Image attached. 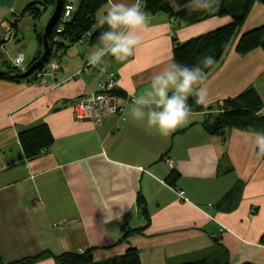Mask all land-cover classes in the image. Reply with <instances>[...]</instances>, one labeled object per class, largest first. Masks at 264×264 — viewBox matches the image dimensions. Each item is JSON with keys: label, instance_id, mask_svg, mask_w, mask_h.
Here are the masks:
<instances>
[{"label": "crops", "instance_id": "obj_1", "mask_svg": "<svg viewBox=\"0 0 264 264\" xmlns=\"http://www.w3.org/2000/svg\"><path fill=\"white\" fill-rule=\"evenodd\" d=\"M39 1L44 0H0V24H4L0 38L8 43L24 38L26 21L37 37L51 8L38 19L29 12L21 14ZM67 1L77 6L80 0ZM168 1L175 10L181 9L174 0ZM141 4L144 11L145 0ZM109 6L108 0L98 11V20ZM144 12L149 24L140 33L134 55L120 62L105 57L103 65L116 76L117 96L124 106L121 116H111L101 125L75 116L74 104L96 91L104 78L92 67L77 74L99 42L71 45L59 56V73L21 81L0 78V264L44 250L60 254L89 248L96 260L103 261L122 255L129 245L139 249L142 264H176L217 253L218 246L208 236L229 250L232 264H264L260 239L264 234V157H258L252 142L245 139L256 132L231 128L224 135L210 133L205 122L218 113L215 109L191 111L188 122L164 138L147 132L146 121H133L130 115L128 91L139 95L150 88L152 78L174 63L176 41L215 29L230 18L188 22L165 11ZM15 18L17 28L12 27ZM262 25L264 4L257 0L240 32ZM9 28L13 34L7 40ZM38 51L33 42L31 50L20 49L10 58L20 53L24 63L27 56L30 63ZM206 77V107L250 86L264 102V48L242 54L235 41ZM41 123L47 124L54 142L28 159L19 134ZM166 157L174 161L176 186L167 181L173 169ZM224 158L231 162L233 174L220 175ZM231 175L244 179L243 192L238 205L226 211L217 204L235 180ZM140 194L147 201L151 223L142 234L120 243L126 229L147 222L139 209ZM187 243L197 250H181ZM33 264L57 263L47 256Z\"/></svg>", "mask_w": 264, "mask_h": 264}, {"label": "trees", "instance_id": "obj_2", "mask_svg": "<svg viewBox=\"0 0 264 264\" xmlns=\"http://www.w3.org/2000/svg\"><path fill=\"white\" fill-rule=\"evenodd\" d=\"M108 0H80L70 19L63 23V31L58 32L57 29L62 24V13L60 14L49 37L51 50L54 46L58 51L64 53L71 45L76 44L80 37L87 31H91L89 41L92 43L99 42L100 32L105 30L95 28L97 24L98 11L107 3ZM257 0H218V6L207 12H189L186 8L188 0H174L181 7L180 10H175V7L168 0H145L144 11L158 12L165 11L171 17H176L188 22H196L212 16H227L230 21L215 29L201 33L191 37L183 42H175L173 49L174 63L193 67L200 65L201 61L208 56L213 57L214 64L208 68H204L207 74L222 58L232 41H236V47L239 53L245 54L255 48H264V25L252 30L241 33L242 25L244 24L248 13ZM264 4V0H259ZM64 0V5L67 3ZM63 5V7H64ZM56 6V0H44L30 3L22 12H29L34 19H38L45 9L51 8V14ZM16 19V18H15ZM18 19V18H17ZM17 19L12 23L13 28L18 27ZM107 26H105L106 28ZM44 28L39 30L37 38L43 34ZM55 35L59 36V40L53 41ZM6 40L0 38V47ZM39 51L32 61L24 68L14 66L8 61H5L6 67L4 71L7 73H20L26 70L31 64L38 60L43 53V46L39 40ZM46 61L45 65L48 63ZM44 67L41 69L43 70ZM1 79H9L13 81H21L11 79L7 76H0ZM29 79V78H28ZM27 80V79H24ZM117 94L116 88L113 90ZM188 103L191 111L215 110L218 113L209 118L205 122L206 129L212 134L224 135L231 128H239L242 130L253 131L256 133H264V115L257 116L256 113L264 109V102L254 86H250L243 90L235 97L226 98L214 105L204 106L195 103L193 97H189ZM24 154L28 159H34L42 152L47 150L54 142V137L45 123L33 126L29 129L22 130L19 134ZM178 173L175 169L171 170L167 181L170 185L176 186ZM225 197V196H224ZM226 197H229V193ZM138 205L141 214L146 219V224L129 228L124 231L120 243L127 242L131 235L142 234L150 225L151 217L147 207L145 197L140 194L138 197ZM220 208L228 211L231 208L224 207V198L218 203ZM233 207V206H232ZM235 207V206H234ZM264 244V234L260 238ZM218 240V239H217ZM53 256L57 264H142L140 259V251L136 246L129 245L126 251L119 256L109 258L107 260L98 261L95 259L93 249L89 248L84 251H65L60 254H53L49 250H44L33 256L25 257L20 260L3 264H33L36 261ZM184 264H232L230 262L229 250L220 246L217 253L194 262ZM241 264H257L253 262H243Z\"/></svg>", "mask_w": 264, "mask_h": 264}, {"label": "clouds", "instance_id": "obj_3", "mask_svg": "<svg viewBox=\"0 0 264 264\" xmlns=\"http://www.w3.org/2000/svg\"><path fill=\"white\" fill-rule=\"evenodd\" d=\"M109 4L106 15L95 25V28L105 29L100 32L99 45L87 56L88 65L101 72L106 70L103 67L105 57H112L120 62L133 56L141 43L140 33L149 24L147 14L142 11L141 0H135L131 4L109 0ZM217 6L218 0H188L186 4L190 13L211 11ZM23 59L22 54L10 58L16 66L22 64ZM201 64L203 67L172 63L152 78L150 88L143 93L136 95L128 91L132 120L146 121L147 132H155L164 138L184 126L191 113L189 97H193L198 105H204L208 97L204 68L212 66L214 59L211 56L205 57ZM256 115H264V109L259 110ZM245 139L252 142L258 157H264V133L258 132Z\"/></svg>", "mask_w": 264, "mask_h": 264}, {"label": "built area", "instance_id": "obj_4", "mask_svg": "<svg viewBox=\"0 0 264 264\" xmlns=\"http://www.w3.org/2000/svg\"><path fill=\"white\" fill-rule=\"evenodd\" d=\"M75 5L73 3L67 2L65 3L62 9V24L57 29L58 32L63 31V23L67 22L73 14L75 10ZM12 28H9V36L6 39H10L12 37ZM91 35V31L85 32L80 39L76 42V44L84 43L89 40ZM59 40V36L55 35L53 41ZM18 53L17 55H19ZM16 55V56H17ZM23 55V54H22ZM61 52L58 51L57 47L54 46L51 50L50 57L48 63L45 65L44 69L38 72L36 75L38 77H42L45 74L53 75L55 73H59L62 69V64L59 60V56ZM14 56L13 58H15ZM24 57V55H23ZM11 62V60H10ZM12 65H14L11 62ZM23 63L20 64L18 67L23 66ZM16 66V65H14ZM90 68L88 63L86 62L85 65L81 70L77 72V74H81L82 71ZM106 70L101 72L104 76L103 80L98 85L96 91L90 92L84 96H82L75 104H74V112L75 116L79 120H91L94 123L101 125L111 116H121L124 112V106L120 104L119 98L113 90L117 86L116 76L111 74L108 68L104 67ZM113 108L115 111L113 112ZM166 163L169 165L171 169H173L174 161L171 158L166 157Z\"/></svg>", "mask_w": 264, "mask_h": 264}, {"label": "rangeland", "instance_id": "obj_5", "mask_svg": "<svg viewBox=\"0 0 264 264\" xmlns=\"http://www.w3.org/2000/svg\"><path fill=\"white\" fill-rule=\"evenodd\" d=\"M25 25L27 26V31L25 32L24 38H21V39L15 38V40L10 41V43H8V42L3 43V45H6V43H8L5 47L4 46L0 47V70H4V69H1V68L2 67H4V68L6 67L5 61L10 60V56L13 53L18 52L20 49L23 50V48L31 50L33 42L37 43L38 46H39V39L34 34L30 33L31 32L30 23H28V21H26ZM0 26L2 27V26H4V24H0ZM6 29H7V27H6ZM7 33H8V31H6V34H5L6 37H7ZM8 36H9V33H8ZM233 40H235V37H234V39H232L229 47L232 46V44L234 42ZM29 61H30V58H28V56H27L26 61L23 64V66H21V68L24 69L27 66L26 64L29 63ZM219 172H220L221 176H225L227 174H233L234 173L232 165H231V162H228V160L226 158H224L223 162H221ZM231 176H232L233 179L236 178L234 175H231ZM242 180H244V179L239 176L237 179L234 180L233 184L229 185V188H228L227 192L224 194L225 197L223 196V198H224V207L237 206L238 203L241 201L242 192H243L242 184L244 183V181H242ZM228 193H229V197H226ZM208 238L210 240H212L218 246V249H220L221 245L219 243H217L210 236H208ZM195 246L196 245H194V244L187 243V244L182 246L181 250L183 249V251L184 250H194V251H196L197 248ZM179 249H177V250H179ZM194 251H192V252H194ZM149 257L154 259V258H157L158 255H155L154 257H152V255H149ZM199 260H202V259H199ZM144 261H146V257H144ZM173 261H175V259H173ZM195 261H197V260H195ZM188 262H194V261H188V260L187 261H180L179 263H176V264H184V263H188Z\"/></svg>", "mask_w": 264, "mask_h": 264}, {"label": "water", "instance_id": "obj_6", "mask_svg": "<svg viewBox=\"0 0 264 264\" xmlns=\"http://www.w3.org/2000/svg\"><path fill=\"white\" fill-rule=\"evenodd\" d=\"M63 5H64V0H56L55 9L44 27L43 34L39 38L40 43L43 46V53L41 57L38 60H36L33 64H31L23 72L7 73L4 70H0V76H7L11 79L24 80V79L34 77L38 72L41 71V69L44 67V64L50 57L51 47H50L49 37L62 12Z\"/></svg>", "mask_w": 264, "mask_h": 264}]
</instances>
